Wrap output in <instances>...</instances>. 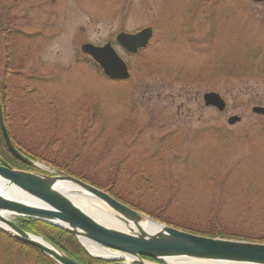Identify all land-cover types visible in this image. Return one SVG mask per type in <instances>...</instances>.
<instances>
[{
  "label": "rangeland",
  "instance_id": "374dc122",
  "mask_svg": "<svg viewBox=\"0 0 264 264\" xmlns=\"http://www.w3.org/2000/svg\"><path fill=\"white\" fill-rule=\"evenodd\" d=\"M16 3L17 29L36 37L20 44L21 51H28L24 76L54 85L37 96L47 104L43 114L33 113L35 95L24 101L25 110L17 104V112L26 111L31 122L17 129L29 136L30 150L43 144L32 135L46 132L50 139L45 140L51 141L61 132L52 145L54 153L64 149L62 154L79 158L72 163L97 179L117 174V188L139 210L179 227L205 229L216 217L227 232L264 235V117L251 112L264 108V3ZM145 27L152 28L153 40L143 53L128 56L114 44L120 31ZM108 41L129 68L131 77L124 84L107 82L79 51L82 43L100 46ZM209 92L223 98L224 112L204 107L201 98ZM233 116L241 121L229 126ZM160 148L164 150L155 161L153 153ZM36 171L31 172L52 173ZM249 213L258 221L249 223ZM1 252L0 264H17L13 250Z\"/></svg>",
  "mask_w": 264,
  "mask_h": 264
},
{
  "label": "water",
  "instance_id": "95a60500",
  "mask_svg": "<svg viewBox=\"0 0 264 264\" xmlns=\"http://www.w3.org/2000/svg\"><path fill=\"white\" fill-rule=\"evenodd\" d=\"M250 1L254 3L264 2V0ZM150 37H152L151 29L145 28L134 35L118 34L115 40L127 53L135 54L138 50L146 49ZM80 50L91 57L109 80L116 82L129 79L130 75L126 64L121 61L109 43L103 47L86 44L81 46ZM202 99L205 107H212L218 112L225 110V102L217 93H206ZM251 111L257 116H264V108L254 107ZM1 119L0 106V131L7 151L16 161L36 169V161L32 162L24 158L13 147ZM238 122H240V118L236 116L227 120L229 126ZM53 174L54 176H43L26 171H14L6 163L1 162L0 231L21 245L38 250L57 264L76 263L40 237L24 232L8 218L30 219L61 228L74 236L83 249L82 239L102 249L117 251L125 256H134L138 259L139 264H147L140 258L163 263V259H187L209 263L264 264V244L197 237V235L176 230L150 219L149 221L155 223L158 228L154 235L132 236L106 228L89 217L65 195L56 191L57 183H68L82 190L89 197L101 201L111 211L122 217L121 219L134 223L142 215L118 202L101 189H96L59 171H54ZM84 251L87 253L85 249ZM87 255L103 262L112 261L110 264H125L116 262L124 259L123 257L103 260V258L94 257L89 253Z\"/></svg>",
  "mask_w": 264,
  "mask_h": 264
},
{
  "label": "trees",
  "instance_id": "16d2710c",
  "mask_svg": "<svg viewBox=\"0 0 264 264\" xmlns=\"http://www.w3.org/2000/svg\"><path fill=\"white\" fill-rule=\"evenodd\" d=\"M16 2L17 0H0V105L2 109L3 123L6 128L5 130H7L10 141L12 142L13 146L24 155V157L34 161L36 160L42 162L54 170L61 171L71 177L87 182L97 189L108 192L111 196L123 204L131 207L132 209L139 210L129 201L127 195L124 193L121 194L119 188H117V174L111 176L108 180H103L100 178L97 179L90 175L89 171L79 168L74 163H72L79 158H71L67 152L62 154L60 151L65 152L64 149H61L58 153H54L56 151L51 148H53L52 145L57 144L59 141L58 137L61 136L59 134L61 132H55V135L52 137L51 141H49V136H46V132L40 135H32L36 136L35 138L38 137L43 139V144H35L36 146L31 150L27 147L28 144L26 142L29 136H26L25 134L20 135L19 132H17L20 124L29 122L24 114L26 111L17 112V108L19 109L20 106V110H25L23 107L28 102L24 101L28 97L35 95L34 97H36V100L34 101L35 106L33 107L35 108L33 109V113L40 112L38 115L43 114L42 111L44 108H46L45 106H47V104L43 103V101L40 99V101H38L37 96L45 94L47 89L49 87H53L54 85L52 81H49V84L46 85L47 81L41 80L39 78L25 79L20 70V68H22L24 65V60L21 58V56L20 58L17 56V51L21 52L20 44L23 43L21 41L26 40L25 42H28L29 37H27L22 30L17 29ZM224 66L225 69H227L229 65ZM18 80H21V87L17 85V82H19ZM29 87L31 88L30 91L27 90ZM17 104L19 105L18 107ZM50 105L51 104H48V106ZM79 109L80 107L77 104L76 110L78 111ZM43 119L47 118L44 117ZM73 121L78 122V117L75 116ZM30 123L31 122L28 124ZM46 137L49 139L45 140L47 139ZM2 140L3 139L0 132V161L6 162L12 168H14V170H33L15 161V159L7 151V147ZM44 141H46L48 145L44 146ZM163 150L164 148H160L153 153V159L155 161L160 160L159 158ZM139 211L145 212L142 208H140ZM145 213L156 221L164 223L183 232L197 235V237L202 236L209 238L229 239V241L239 240L250 243L264 244V235L257 234L256 232L253 233L250 231H243L240 232V234H237L227 232L226 230L222 229L220 226L221 218L215 217L214 219L209 220V225L205 229H194L179 227L157 215L149 214L148 212ZM248 220L249 223L251 221H258L257 216L253 213H249ZM15 222L16 225L23 231L27 232L28 234L40 236L45 241L61 250L63 254L71 258L74 262H76V264H101L99 261L89 258L87 254L84 253V250L81 248L79 243H77V240L70 233H67V231L63 229L29 219L19 218L16 219ZM10 250L14 251L17 264H56L52 259L46 255H43L41 252L24 245H20L8 235L6 236L4 233L0 232V251H3L8 255ZM23 258L30 259V262L25 263Z\"/></svg>",
  "mask_w": 264,
  "mask_h": 264
},
{
  "label": "bare ground",
  "instance_id": "6f19581e",
  "mask_svg": "<svg viewBox=\"0 0 264 264\" xmlns=\"http://www.w3.org/2000/svg\"><path fill=\"white\" fill-rule=\"evenodd\" d=\"M36 167L39 169L47 170L48 168L36 164ZM1 186V184H0ZM56 191L65 195L70 201H73L82 211H84L89 217H91L98 224L132 236H145V235H154L157 233L158 228L155 223L149 221L145 216H140L139 220L132 223L125 219H121L119 215L111 211L107 206H105L101 201H98L94 198L89 197L84 194L82 190L74 187L68 183H57L55 187ZM1 190V189H0ZM17 195V194H16ZM18 196V195H17ZM81 244L84 246V249L90 255L98 258H103L107 260L117 259L123 257L125 264H139V261L134 256H125L121 255L118 252L102 249L93 243L86 242L81 240ZM165 264H225V263H215V262H206L198 260H187V259H163Z\"/></svg>",
  "mask_w": 264,
  "mask_h": 264
},
{
  "label": "flooded vegetation",
  "instance_id": "af4514ba",
  "mask_svg": "<svg viewBox=\"0 0 264 264\" xmlns=\"http://www.w3.org/2000/svg\"><path fill=\"white\" fill-rule=\"evenodd\" d=\"M121 32H123V31H120L119 33H121ZM127 33H135V31H134V32H127ZM24 34H25L27 37H29V41H31L33 38H35V36L29 35V34H26V33H24ZM117 34H118V33H117ZM117 34H116V35H117ZM116 35H115V36H116ZM27 52H28L27 49H24L23 51L20 52V54L23 53V55H25V56L27 57V56H28V55H27ZM141 53H143V51H142V52H138V53H136L135 56H137V55H139V54H141ZM25 65H26V63L23 65L22 68H20L21 72H23V71L26 70V66H25ZM27 77L30 78V79H37L36 76H33V77H32V76H26V78H27Z\"/></svg>",
  "mask_w": 264,
  "mask_h": 264
}]
</instances>
